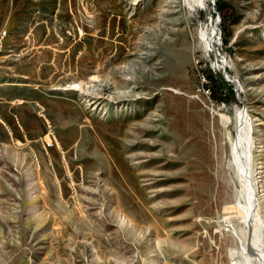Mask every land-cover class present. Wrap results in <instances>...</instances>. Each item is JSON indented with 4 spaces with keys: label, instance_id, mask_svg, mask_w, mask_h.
I'll return each instance as SVG.
<instances>
[{
    "label": "rangeland",
    "instance_id": "obj_1",
    "mask_svg": "<svg viewBox=\"0 0 264 264\" xmlns=\"http://www.w3.org/2000/svg\"><path fill=\"white\" fill-rule=\"evenodd\" d=\"M194 2L0 0V264L230 263L237 111L264 146V0L213 2L238 93ZM117 210L166 239L155 261Z\"/></svg>",
    "mask_w": 264,
    "mask_h": 264
},
{
    "label": "bare ground",
    "instance_id": "obj_2",
    "mask_svg": "<svg viewBox=\"0 0 264 264\" xmlns=\"http://www.w3.org/2000/svg\"><path fill=\"white\" fill-rule=\"evenodd\" d=\"M134 1L136 2V0ZM192 1L194 2V0ZM94 80V78H90V81ZM76 86L69 89L79 91L81 89L80 84ZM109 89L108 85H104L102 91ZM108 97L111 98L110 95ZM235 121L233 154L231 153L230 162L236 172L242 195L240 200L239 195L234 194L233 202L224 204V212L229 215L223 216L217 222L216 231L221 235L225 232L232 243L228 247L229 264H264V146L259 142L260 139L255 136L257 128L247 110L240 109L239 112L237 111ZM55 144L58 149H61V143L58 140L55 141ZM200 154L201 152L197 151L196 157H199ZM31 197L30 194L29 198ZM233 212L235 214H232ZM117 215L121 226L137 232L138 236H142L143 233L151 235L152 229L154 233L153 244L147 246V254L151 262L155 261L153 258L156 259L160 253L162 254V246L166 244V239L159 238L157 231L150 226L145 227L142 231V228L121 210H117ZM170 245L177 250H185L184 246L179 244L170 243ZM94 260L95 263L101 260L99 254H94ZM119 263L127 264L125 260H119ZM188 263L187 260L181 264Z\"/></svg>",
    "mask_w": 264,
    "mask_h": 264
},
{
    "label": "built area",
    "instance_id": "obj_3",
    "mask_svg": "<svg viewBox=\"0 0 264 264\" xmlns=\"http://www.w3.org/2000/svg\"><path fill=\"white\" fill-rule=\"evenodd\" d=\"M207 1H209L212 5L211 12L208 13V16L206 17V25H204L203 28H201L200 26V38L206 50L205 54L207 57H210V54L214 57V61L211 63V67H210L211 70L214 73L216 72L221 73L227 81L234 83V87L236 88V92L238 93L239 84L237 83V80L233 76H231L226 72V66H227L226 56L222 54L221 51L219 50V47H221V29L219 26L220 25L219 17L213 8L214 0H203V4L201 5H204V3ZM210 37L212 39L211 45H205L206 39L208 40ZM201 92L204 97L209 99L211 95V90L209 86H203Z\"/></svg>",
    "mask_w": 264,
    "mask_h": 264
},
{
    "label": "trees",
    "instance_id": "obj_4",
    "mask_svg": "<svg viewBox=\"0 0 264 264\" xmlns=\"http://www.w3.org/2000/svg\"><path fill=\"white\" fill-rule=\"evenodd\" d=\"M223 35H224V38H223V41H224V44L227 43V38H226V35H227V30L225 27H223ZM215 85V84H214ZM214 91H215V88H213Z\"/></svg>",
    "mask_w": 264,
    "mask_h": 264
}]
</instances>
